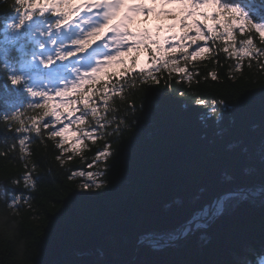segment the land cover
I'll return each instance as SVG.
<instances>
[{"label": "trees", "instance_id": "1", "mask_svg": "<svg viewBox=\"0 0 264 264\" xmlns=\"http://www.w3.org/2000/svg\"><path fill=\"white\" fill-rule=\"evenodd\" d=\"M22 7L0 0V26ZM10 71L0 64V264H98L88 252L128 264H203L214 237L236 247L242 227L253 226L221 216L203 250L189 239L180 251L141 245L134 254L140 239L176 234L218 194L264 185L261 56L237 59L215 46L187 77L128 91L101 139L78 152L51 136L50 106L17 94ZM106 142L111 155L95 163Z\"/></svg>", "mask_w": 264, "mask_h": 264}, {"label": "rangeland", "instance_id": "2", "mask_svg": "<svg viewBox=\"0 0 264 264\" xmlns=\"http://www.w3.org/2000/svg\"><path fill=\"white\" fill-rule=\"evenodd\" d=\"M152 25H157V23L156 22H152ZM123 51H124V49H123ZM84 190H87L86 188H83ZM256 193H259V191H255ZM251 193V192H250ZM255 195V194H254ZM222 207H223V204H222V202H219L217 205H216V207H215V209H214V211H213V214L212 215H215V214H220L221 213V211H222ZM260 220H262V219H259V221ZM264 224V223H263ZM80 254V253H79ZM84 254V253H83ZM93 257H95V256H93ZM94 259H96L97 261L98 260H100V261H103V263H101V264H128V262L127 261H122V260H120V259H116L115 258V261L114 262H111L109 259L107 260V259H104V258H102L100 255H97ZM100 263V262H99Z\"/></svg>", "mask_w": 264, "mask_h": 264}, {"label": "bare ground", "instance_id": "3", "mask_svg": "<svg viewBox=\"0 0 264 264\" xmlns=\"http://www.w3.org/2000/svg\"><path fill=\"white\" fill-rule=\"evenodd\" d=\"M208 209L204 210L200 215H199V219L197 218L195 226H197L198 224H200L201 220L206 216ZM188 229V226L186 227L185 230ZM260 237H262V235H260ZM175 238V234H165L162 238V242H167L168 240L174 239ZM138 244V243H137ZM206 263V262H204Z\"/></svg>", "mask_w": 264, "mask_h": 264}, {"label": "water", "instance_id": "4", "mask_svg": "<svg viewBox=\"0 0 264 264\" xmlns=\"http://www.w3.org/2000/svg\"><path fill=\"white\" fill-rule=\"evenodd\" d=\"M139 247V246H138ZM92 256H94L93 255V253H91V252H89ZM95 258V257H94ZM104 259H109L111 262H114L115 261V259L114 258H112L111 256H108V255H105V257H104ZM117 259V258H116Z\"/></svg>", "mask_w": 264, "mask_h": 264}]
</instances>
